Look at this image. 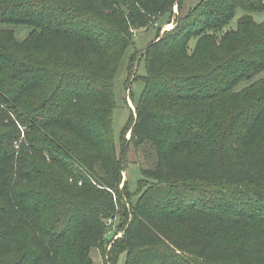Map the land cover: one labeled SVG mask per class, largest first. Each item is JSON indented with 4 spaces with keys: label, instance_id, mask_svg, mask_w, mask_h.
Masks as SVG:
<instances>
[{
    "label": "trees",
    "instance_id": "1",
    "mask_svg": "<svg viewBox=\"0 0 264 264\" xmlns=\"http://www.w3.org/2000/svg\"><path fill=\"white\" fill-rule=\"evenodd\" d=\"M181 1L0 0L10 51L0 50V76L10 73L0 79V126L19 122L0 131V217L11 211L33 228L25 264H57L71 237L73 264H94V248L103 264L122 251L125 264H264L251 257L264 253V21L253 17L264 0H201L159 29L142 55L140 101L114 138L120 61L137 31ZM9 25L32 30L20 42ZM40 33L86 40L90 53L20 58ZM130 144L156 154L141 166L136 202L123 181ZM205 224L225 236L247 229L253 241L193 230Z\"/></svg>",
    "mask_w": 264,
    "mask_h": 264
},
{
    "label": "rangeland",
    "instance_id": "2",
    "mask_svg": "<svg viewBox=\"0 0 264 264\" xmlns=\"http://www.w3.org/2000/svg\"><path fill=\"white\" fill-rule=\"evenodd\" d=\"M200 2L201 0H182V9H180L179 5L177 4L174 7L172 17H170L169 14H165L158 19L155 25H152L147 29L137 31L134 38L135 44L128 47L125 51L120 61L119 69L114 83L116 106L113 111V133L115 141L118 145L121 142L126 123L128 122L132 114L130 107L133 110L136 109V106L140 101L141 94L145 87L142 77L146 75V66L145 60L141 56V52L148 46L151 41L156 38L159 29H161L160 34H163L166 30L174 28L177 25L179 17L189 12ZM241 14L242 13L240 12L238 13V16H236L233 23L228 28L236 27V20ZM253 17L258 22L264 21V11L254 12ZM8 27L10 29H13L15 38L20 42L26 39L29 36L30 31L32 30V27L25 25H9ZM7 40L8 39L5 34L3 32H0V50H2V52L5 51L10 54V51L6 44ZM5 47L7 48L5 49ZM9 47L13 48L12 46ZM136 49H139L141 51L139 57L135 61V66L132 72L129 66L132 53ZM28 50H33L40 53L45 51H54L61 52L63 54L74 53L85 55L90 53V43L83 39L68 43L54 34L44 35L40 33L35 43H28L27 45H25V47H21V50L19 51L20 58H25ZM14 51L15 49L12 50V52ZM9 76L10 73L5 70L3 73H1L0 79L5 80L8 79ZM129 77L130 80H128ZM246 84L242 83L241 87ZM34 96L37 95H30L29 98ZM11 121H13L14 123H19L18 121H15L14 118H6L2 124V127L0 126V131H7L11 127ZM130 137L131 133L128 132L127 138L129 139ZM19 155V153H16L17 158L19 157ZM126 160L128 161L123 171V181H127L129 191L133 193L132 201L136 202L139 197V194L137 192L139 188V181L143 177L141 166L152 167L155 165V150L150 144L140 147H135L134 145L130 144ZM15 176H17V173H15ZM21 182L22 183H20V185L24 183L23 181ZM0 206H6L5 201H3L1 197ZM11 217V211L8 213L6 212L3 217H0V231L1 233H3V237L0 240V264H25L30 260L35 251V248L32 245L35 232L33 228L25 222L23 217L19 216L16 219ZM193 230L199 231L204 235L216 239L226 238L224 240L233 242L245 241L248 243L253 241V235L247 229L234 230L228 236H225V233H223L222 230L219 229V227H217L215 224H205L201 228L194 227ZM111 237L112 235L111 233H109L108 238ZM71 240L72 242H75V237H71ZM71 240L68 239V245L66 243L64 252L60 254L61 256H59L57 264H73L74 243H72ZM91 255L93 257L94 264H103V254H101L99 249H92ZM251 257L258 262L264 263V253L260 254L253 250V252L251 253ZM126 258L127 252L122 251L119 255L117 264H125Z\"/></svg>",
    "mask_w": 264,
    "mask_h": 264
},
{
    "label": "water",
    "instance_id": "3",
    "mask_svg": "<svg viewBox=\"0 0 264 264\" xmlns=\"http://www.w3.org/2000/svg\"><path fill=\"white\" fill-rule=\"evenodd\" d=\"M147 48V47H146ZM146 48L141 52V56L144 54V52H145V50H146Z\"/></svg>",
    "mask_w": 264,
    "mask_h": 264
},
{
    "label": "built area",
    "instance_id": "4",
    "mask_svg": "<svg viewBox=\"0 0 264 264\" xmlns=\"http://www.w3.org/2000/svg\"><path fill=\"white\" fill-rule=\"evenodd\" d=\"M110 221H111V219H110ZM122 233H120V234H118L117 236H120Z\"/></svg>",
    "mask_w": 264,
    "mask_h": 264
}]
</instances>
